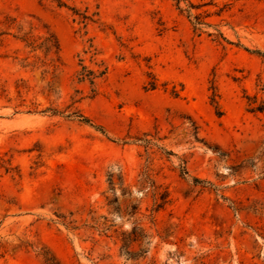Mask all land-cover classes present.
Listing matches in <instances>:
<instances>
[{"label": "rangeland", "instance_id": "obj_1", "mask_svg": "<svg viewBox=\"0 0 264 264\" xmlns=\"http://www.w3.org/2000/svg\"><path fill=\"white\" fill-rule=\"evenodd\" d=\"M192 1L0 0V264H264V0Z\"/></svg>", "mask_w": 264, "mask_h": 264}, {"label": "trees", "instance_id": "obj_2", "mask_svg": "<svg viewBox=\"0 0 264 264\" xmlns=\"http://www.w3.org/2000/svg\"><path fill=\"white\" fill-rule=\"evenodd\" d=\"M178 3L181 1H187L189 3L190 8H199L201 4H195L192 0H176ZM83 18H87V16H83ZM196 21L195 25H204L207 24L203 20V16L201 13L195 16ZM4 21V25L8 28L16 29L17 33L14 35L16 38L20 39L25 43V46L30 48L32 52L40 51L41 55H35L34 59L29 61V57H25L23 66L28 67L31 66L34 68H41L43 74H55L56 71L60 68L61 65V46L56 35L50 31H46L43 34L37 35L35 34L36 27L31 24L28 28L25 27L23 23H21L18 17L13 16L11 14H5L4 20H1L2 23ZM222 34V33H220ZM93 57V55H92ZM82 69L77 73V81L78 82H89L94 85L98 78H102L108 72V67L103 66L104 64H97L101 67V69H94L85 64H83V59H81ZM156 83L152 84L154 88ZM19 88V92L22 89L28 88L25 81H21L17 84ZM94 90V89H93ZM79 92V90H76ZM78 94L71 97V103L67 105L66 110L68 111L67 116H75L80 118V120L85 122H90V118L85 116L81 110L79 109L78 103L81 102L83 97H77ZM264 108L263 104L260 106L254 107L256 110H262ZM54 113H60V110L56 108H50ZM65 111H62L64 113Z\"/></svg>", "mask_w": 264, "mask_h": 264}]
</instances>
